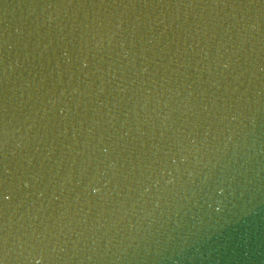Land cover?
<instances>
[{
    "label": "water",
    "instance_id": "1",
    "mask_svg": "<svg viewBox=\"0 0 264 264\" xmlns=\"http://www.w3.org/2000/svg\"><path fill=\"white\" fill-rule=\"evenodd\" d=\"M0 264H264V0H0Z\"/></svg>",
    "mask_w": 264,
    "mask_h": 264
}]
</instances>
